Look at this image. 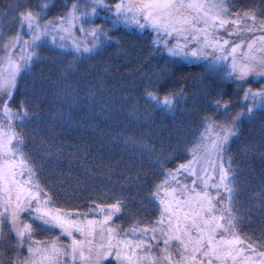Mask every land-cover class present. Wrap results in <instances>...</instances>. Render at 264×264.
I'll use <instances>...</instances> for the list:
<instances>
[{
    "label": "snow or ice",
    "instance_id": "obj_1",
    "mask_svg": "<svg viewBox=\"0 0 264 264\" xmlns=\"http://www.w3.org/2000/svg\"><path fill=\"white\" fill-rule=\"evenodd\" d=\"M8 7L14 26L0 21V264H264V211L251 227L232 154L242 127L259 120L261 139L243 151L264 159V0H17ZM129 30L147 40L150 55L201 64L219 82L213 89L202 82L207 107L198 125L167 151L142 134L85 120L108 121L118 111L104 96L110 67L92 73L110 49L126 53ZM46 61L63 81L53 93L56 127L29 133L36 113L20 85ZM81 71L92 78L73 87ZM149 80L143 95L154 107L174 112L187 102L183 87L163 83V71ZM83 127L97 134L101 163L109 148L149 158L151 180L143 169L126 177L146 185V194L103 191L83 207L61 200L59 165L92 151L68 145L63 132ZM257 207L264 210V190Z\"/></svg>",
    "mask_w": 264,
    "mask_h": 264
},
{
    "label": "trees",
    "instance_id": "obj_2",
    "mask_svg": "<svg viewBox=\"0 0 264 264\" xmlns=\"http://www.w3.org/2000/svg\"><path fill=\"white\" fill-rule=\"evenodd\" d=\"M15 2L17 0L13 3ZM32 2L35 3L36 0ZM241 2L258 3L259 0H241ZM12 16L13 12L9 17ZM122 35L124 37L122 45L126 53L110 49L92 73V75H99L104 64L110 67V74L105 79L104 96L116 103L118 111L113 113L112 119L108 121L100 116L85 117L86 123L96 122L104 128L111 125L112 131L123 129L137 135L142 134L157 149L167 151L172 146L190 139L187 130L198 125L200 113L207 107L205 97L199 92L202 82L207 81L210 89L215 88L219 82L216 77L205 73L201 64L187 63L178 59L173 62L172 58L167 57L166 54L150 55L147 40L140 38L131 30ZM161 71L165 73L163 83L171 87H183L187 93V102L174 112L154 107L145 100L143 95L145 86L151 83L149 80L151 74ZM34 73V76L21 83L20 95L27 97L30 107L36 113L27 131L31 133L35 129L38 134H43L48 127H56L54 113L59 101L53 93L63 85V81L60 69L52 62L41 63L34 69ZM92 75H85L81 71L72 78L70 83L73 87L79 85L82 88L84 81L91 79ZM57 80H60V84L53 83ZM220 86L228 93H234L233 84L225 82ZM238 99L233 95L234 101ZM74 115L79 119L82 114L77 112ZM56 130L59 129L56 128ZM261 135L259 120L251 125L245 124L242 127L241 138L232 145V154L236 160L234 167L237 169L240 189L239 200L244 208L256 199V190L264 186V159L259 153L251 155L241 151L244 145L259 142ZM63 138L68 145L75 144L81 147L91 145L92 149L91 154L83 157L77 154L70 161L59 165L64 181L61 187L66 189L60 192V198L64 203L83 207L90 196L103 191H109L110 196L111 193H119L122 190L130 196L138 191L141 195L146 194V185H141L138 189L137 185L141 182L135 179L128 180L126 177H135L136 173L143 169L151 180L154 169L147 156L109 148L104 150V162L101 163L97 154L99 149L97 134L90 127L68 129L63 132ZM107 165H111V170ZM77 180H79V188H77ZM73 189L76 190L73 191ZM261 214L252 211L255 221L252 222L251 227H259ZM245 226L247 227V221Z\"/></svg>",
    "mask_w": 264,
    "mask_h": 264
},
{
    "label": "rangeland",
    "instance_id": "obj_3",
    "mask_svg": "<svg viewBox=\"0 0 264 264\" xmlns=\"http://www.w3.org/2000/svg\"><path fill=\"white\" fill-rule=\"evenodd\" d=\"M1 2H3V4H1ZM13 2H14V0H0V21L3 22L5 28H9V27L14 26V23L12 21V17H9V15L12 13V10L8 7V5L13 3ZM5 11H7V16L4 15ZM238 149H239V147H238ZM238 152H239V150H238ZM243 152L244 151L242 150L241 153H243ZM262 190H264V186H261L258 190H256V193H257L255 196L256 199L251 204H249L248 207H246V208H250L251 212L257 211V212L262 213V211H264V210H261L257 207V203L260 200V194H262ZM146 214H151L150 209ZM254 221H255V218L252 216V222H254Z\"/></svg>",
    "mask_w": 264,
    "mask_h": 264
}]
</instances>
